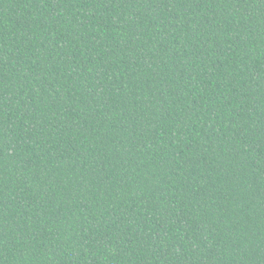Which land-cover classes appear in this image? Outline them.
I'll use <instances>...</instances> for the list:
<instances>
[{
  "label": "trees",
  "instance_id": "1",
  "mask_svg": "<svg viewBox=\"0 0 264 264\" xmlns=\"http://www.w3.org/2000/svg\"><path fill=\"white\" fill-rule=\"evenodd\" d=\"M0 264H264V0H0Z\"/></svg>",
  "mask_w": 264,
  "mask_h": 264
}]
</instances>
